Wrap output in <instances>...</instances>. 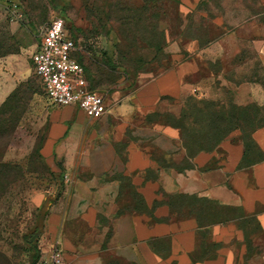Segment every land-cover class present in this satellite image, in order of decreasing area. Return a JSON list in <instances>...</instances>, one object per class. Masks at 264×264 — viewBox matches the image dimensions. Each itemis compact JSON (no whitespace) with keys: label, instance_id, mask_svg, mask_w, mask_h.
<instances>
[{"label":"crops","instance_id":"obj_1","mask_svg":"<svg viewBox=\"0 0 264 264\" xmlns=\"http://www.w3.org/2000/svg\"><path fill=\"white\" fill-rule=\"evenodd\" d=\"M257 2L264 8V0ZM243 9L234 24L261 14L249 5ZM258 40L264 77V33ZM161 54V70L135 85L120 81L122 69L107 66L102 52L84 62L88 87L106 104L99 118L52 104L38 80L43 95L31 92L30 111L18 130L26 131L34 147L29 151L39 153L55 175L57 163L63 170L53 190L35 194L43 207L37 262L58 247L62 264H236L246 259L247 247L242 239L235 252L229 243L242 231L227 216L234 209L241 218H254L253 236L264 234V127L252 132V151L245 150L238 130L211 146L189 141L181 122L185 110L211 99L190 94L199 65L178 41ZM15 87H3V99ZM212 101L263 105L264 87L246 84L226 102Z\"/></svg>","mask_w":264,"mask_h":264},{"label":"rangeland","instance_id":"obj_2","mask_svg":"<svg viewBox=\"0 0 264 264\" xmlns=\"http://www.w3.org/2000/svg\"><path fill=\"white\" fill-rule=\"evenodd\" d=\"M257 4V0H0V264L41 263L32 262L33 251L22 235L42 224L43 207L37 206L35 194L53 190L56 179L29 151L34 147L18 126L30 111L31 92L43 95L30 56L46 24L55 17L64 19L66 30L76 36L75 56H82L84 70V62L97 60L94 56L106 49L122 69L117 78L132 85L154 76L165 64L157 46L178 41L185 56L199 65L196 90L190 94L226 102L232 90L243 92L246 84L264 82L257 54L264 8ZM247 5L260 16L234 24L242 20ZM13 85L3 99V87L7 91ZM207 109L197 111L189 103L181 120L186 134L196 135L202 146L215 143L211 132L222 113L219 107ZM228 211L242 229L231 237L232 248L237 252L242 239L251 244L249 258L236 264H264V234L253 236L255 222L241 218L238 209Z\"/></svg>","mask_w":264,"mask_h":264},{"label":"built area","instance_id":"obj_3","mask_svg":"<svg viewBox=\"0 0 264 264\" xmlns=\"http://www.w3.org/2000/svg\"><path fill=\"white\" fill-rule=\"evenodd\" d=\"M78 48L65 28L62 17L50 20L31 55L34 73L49 101L58 106L73 105L89 118L106 112L102 94L88 87L85 70L74 54ZM40 264H62V252L54 247Z\"/></svg>","mask_w":264,"mask_h":264},{"label":"trees","instance_id":"obj_4","mask_svg":"<svg viewBox=\"0 0 264 264\" xmlns=\"http://www.w3.org/2000/svg\"><path fill=\"white\" fill-rule=\"evenodd\" d=\"M68 33L75 42L76 36L73 34V32H71V33L68 32ZM75 44H76V42H75ZM162 49H163V46L161 47V45H160V46H157L156 50H157V52H161ZM76 53L74 54V57L76 58V60L79 63L82 64V56L80 54L75 56ZM102 59H103V62L107 66H109L110 68L119 67V66L115 65V62L112 59V56H110L108 54L106 49L103 50V52H102ZM260 85H262L264 87V82L261 83ZM198 102L199 103L196 102L193 104V109H195L197 111H199L201 109L202 112L204 111L205 113H207V110H208L207 108L210 106H214V109L219 107L221 112H222V113H220V118L218 119V121L215 120V126L213 127L215 130L212 128L213 130L211 132L212 136L215 137V140H216L215 143H217L226 132H229L231 130H238L241 133V140L245 146V150L252 151L255 148H257L251 134L255 129H257L259 127H264V115L262 114L264 112V104L259 105L255 102H250V103H247L245 105H236V104L229 102L228 106L225 107V106H220L218 103H215L212 101L208 102V101L201 100ZM209 103H211V104H209ZM191 107H192V104H191ZM211 108H213V107H211ZM199 121L202 122L203 119H200ZM211 126H213V125H210V127ZM196 137L197 136L193 135V134L187 136L189 141H196L197 143H200V142H198L199 138L197 139ZM34 153L37 155L38 159L45 164V162L41 159L40 154L37 152H34ZM56 165L58 166V168L60 170L58 175H55L54 172H52L47 167V165H46V167H47V170L51 172V174L55 175V179L59 181L61 179V173H62L63 168H62L61 164H59V163H57ZM245 218H247V217H245ZM249 218L251 220H254L253 217H249ZM41 229H42V224L40 226L34 227L31 231L24 233L22 235V239L24 240V242L33 251V256H32V262L33 263H37L38 258H39V249L37 246V239L41 233ZM250 246H251L250 241H246V247H247L246 259L249 258L248 255L250 254V251H251ZM202 255L203 256L206 255V249L202 250Z\"/></svg>","mask_w":264,"mask_h":264}]
</instances>
